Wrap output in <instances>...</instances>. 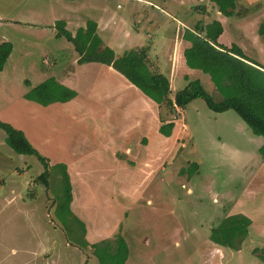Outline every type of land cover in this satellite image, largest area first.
<instances>
[{"label":"crops","instance_id":"0c3cea01","mask_svg":"<svg viewBox=\"0 0 264 264\" xmlns=\"http://www.w3.org/2000/svg\"><path fill=\"white\" fill-rule=\"evenodd\" d=\"M77 1L79 4L85 5L89 9L90 6H99L98 0H87L88 3H86L85 0ZM107 1L108 0H100V2L105 5H107ZM129 1L130 0H128V5ZM133 1L141 2L143 5H149L152 9L149 10L148 15L154 14V7L169 18H172V11L176 12L180 8H193L194 10L200 11L202 14L206 13L205 15L199 16L197 12L198 18L192 19L190 22L175 17L178 26H174L171 34H168V37L167 33L162 31L165 30V24L155 22L153 19L145 22L146 26H144V28H153L156 32L157 30L162 31L159 34V43L168 42V44L164 45H166L165 55L171 72H173L175 68H178L180 74H187V72H184V68L187 70L194 69L187 67L183 62L182 50L190 44L187 39L182 37L184 29L188 28L193 30L192 28L194 25L201 26L215 19H218L221 25V31L216 38L217 43H235L246 56L264 68V0H235V5L231 10L236 16L224 15L217 9L216 5L211 0ZM74 3L73 0H57L56 6L53 8L51 7L50 0H19L15 5V9L12 11V16L8 15V17L2 18V15H0V41H10L12 49L10 38L14 36L18 37L23 47L27 48V51L22 52L25 59L29 58L32 48L41 49L39 51L41 54V61L44 60L45 53L54 55L57 53L56 51H58V49L63 51L66 47L70 48V52H68L66 56V61L55 64L52 69L40 70V74H36V81L34 84L27 79H21L20 81L23 80L22 84L26 88L23 94L48 76L75 91V94L65 101H52L45 105L27 99L20 101L8 99L4 103L0 102V104H5L4 107H0V120L6 121L16 129L21 130L27 141L31 144V147L42 154V156L47 159L46 161L49 165L61 162L64 164V170L68 174L71 188L68 204L69 210L71 213H75L77 218L79 217L78 219L84 226V240L87 243H91L98 241L100 237H112L114 233L121 231L120 227H122L123 230L125 225L120 226L121 223L119 222V225L113 231L114 222L111 225L105 226V229L103 225L100 226V224L108 221L102 216L97 215L96 205V208H93L94 204H91L87 208L84 205L82 206L81 204L87 202L86 199H84V202H79L77 205L75 204L76 192L78 191L77 188L80 190L89 189L91 192L93 187L100 186L104 188L106 193L103 197L106 202L109 201V203L107 202L109 206H113V199L115 200L113 191H115V189L118 190L115 193V195H119L118 202L114 203L117 209L120 210L121 208V211H123L122 214L126 216V208L131 212L135 204L142 203L139 202L140 199L138 194L133 192L134 189L138 186L143 188L149 182H155V173L164 169L162 162L174 154L176 150L175 147L179 146V140L184 136L180 133L179 129L184 130L185 125L182 124L181 121L176 123V118H174L169 133L167 135L162 134L158 130L160 124L163 123L162 118L159 116V105L126 78L110 68L109 65L97 61L75 62V51L71 44L69 46L67 42L64 44L61 43L58 46L52 45L50 42L47 47L42 45L39 46L43 30H47L48 33L50 31L53 37H57L55 36V28L53 27V22L57 18L62 19L64 26L72 31L78 26H83L87 19L94 20L96 27L99 19H105L103 23L106 26L115 25L116 20L111 17L110 13H108L109 17L106 18L104 13H99L97 15L95 11H92L94 16L85 18L78 13V8ZM117 5L118 4H115V7ZM166 5L170 6V8ZM123 9L125 10L123 12L128 14V7H123ZM131 13H138V10L134 8ZM241 13L246 14V16L244 17V15H242L236 19L238 14ZM70 26L72 27L70 28ZM116 28L118 32L122 33L121 37H124L123 40L117 39L114 43L120 50L116 51L111 44L108 45L104 42H101V45L109 46L113 51V55L117 56L126 48H122L126 40L130 39L133 42L129 43L131 47H147L145 52L147 57L149 45H141L142 43L140 40L137 41L129 37L134 36L135 31L133 29L126 28L125 24H121ZM229 31L231 32L229 33ZM126 34L128 35L127 37H125ZM149 36H151L150 33ZM157 41L156 38L155 42L157 43ZM156 50L157 48L155 50L153 49V53L156 52ZM8 55L0 69V86L6 85L7 82L5 81L10 76L12 70L10 68L6 69V60L7 63L8 60L10 61L9 64L11 66H14L13 64L16 63L11 59V54L10 56ZM147 59L150 64L151 60L148 57ZM34 62L35 61L32 60L29 62V68ZM152 65L154 67L153 61ZM59 66H62L63 69L61 68L62 70H59ZM90 67H93V70L90 69ZM65 69L68 70L64 72L63 70ZM72 72L78 74L80 82L79 78L73 76ZM65 73L67 75L64 76ZM96 75L99 77V80L95 77ZM82 76L85 78L83 79ZM74 78L78 80L76 83L74 82ZM24 81H27L28 84L25 85ZM78 82L79 87L84 88L82 89L84 90L83 93L88 91L91 96H94L95 100L92 104H85L86 108L88 107L91 110V113H86L84 111L81 116L83 125L89 127L93 125L90 133H88V131L86 133L92 139H87V144L81 147L76 153L77 155L80 154L81 157L74 158L72 154L66 155L65 153H60L59 151L62 150H57L56 152L54 149L55 144H44L42 137L44 136V122L49 113L52 112L51 109L55 110L52 106L72 104L78 100V96L82 91L77 89ZM128 96H132L131 99L138 104L131 105L132 103L129 102L130 104L124 106L125 103L123 99ZM220 99L221 97L219 100ZM15 104L19 105L21 110H18ZM95 104L99 105L100 113L96 109ZM47 107L50 108L48 111H46L48 109ZM39 124L42 125L39 126ZM45 132L47 135L49 134L46 128ZM4 136L5 134H0L1 145L5 142ZM62 136L65 137L64 134H62ZM186 136H188V134H186ZM94 139L98 142H95ZM0 150L5 149L0 147ZM6 151L12 153L10 148ZM116 152L120 154H116ZM18 155L20 156V154ZM0 158L5 157L0 156ZM256 163L255 171L251 173L246 183L242 185L238 196L240 198L242 193L245 195H255L257 192L260 193L261 201L257 211L264 213V164L259 162ZM11 171L13 172V170ZM256 171H258V173L255 174ZM6 180L5 178H0V216H6L7 221L9 220L15 228L16 233L21 236L20 240H17L14 235L9 240H3L2 236L4 232L0 229V264H48L50 258L46 261H43V258L48 255L56 256L58 254L56 249L58 245L57 242H55L57 239H54V234L50 235L48 226H46L45 229L42 226L38 229L34 227L32 219L34 211L29 204L30 201L24 196H19V192L21 191L18 190L16 184H10L11 187H9L8 191H2ZM115 182L118 184L117 187ZM256 182L257 186L253 187L252 185ZM248 189L250 191L247 193ZM109 190L111 191L108 192ZM95 193L96 197L94 201L97 202L99 196L97 197L98 194L96 191ZM238 196L231 201L232 204L230 207H227L224 216L240 212L250 219L247 226V233L241 243H239V247L232 249L219 246L209 239L201 237V240H197L194 247L183 256V259L186 260H183V263L185 262L184 264H194L192 261L188 260V254L190 253H195V259L198 264H222L223 262H221L220 259H222L225 250L232 249L234 252L240 253L243 243H246L245 241L249 239V236H252V238L260 236L264 241V226L261 233L255 231H258V228L261 229V227L254 226L253 212L244 211V205H241L240 208L242 209L235 210L237 207L239 208L237 201ZM102 202L105 203L104 201ZM150 202V198L147 196L144 203L150 206ZM101 206L103 207L104 205L101 204ZM22 231H27L26 233L29 232V234L32 235L26 236V234L21 233ZM109 233L110 235H108ZM173 234L175 235L173 242L171 238H167L165 235L158 236L157 233L153 238L148 235L140 240H134L132 239V233L129 232L130 242L126 237L123 238L120 235L126 247V256L123 264H154L152 263L154 260V258H152L153 254H159L168 244L172 243L173 245H177L178 242H182L179 238L183 235V231L179 226L173 229ZM246 245H248V243H246ZM251 247L252 246L248 248V251ZM61 254L64 255V253ZM162 262L164 264L169 263L167 258L164 257L162 258ZM155 263L163 264L160 262V258L156 259ZM239 263H241V261ZM61 264L65 263L61 262ZM75 264H81V261Z\"/></svg>","mask_w":264,"mask_h":264},{"label":"rangeland","instance_id":"374dc122","mask_svg":"<svg viewBox=\"0 0 264 264\" xmlns=\"http://www.w3.org/2000/svg\"><path fill=\"white\" fill-rule=\"evenodd\" d=\"M18 1L19 0H0V15H2V18L8 17V15L12 16V11L15 9V5ZM98 1V7L90 6L89 9L85 5L79 4L77 0H73V2H75L74 5L78 8V13L85 18L94 16L92 11H95L97 15L99 13H104L106 18L109 17L108 13H110L111 17L116 20L114 26H106L103 23L105 19H99L96 27L101 42L107 43L108 45L111 44L114 50H120L119 47L114 45L115 41L117 39L123 40L124 38L121 37L122 33L118 32L116 28L121 24H125L126 28L135 31L134 36L129 37L137 41L140 40L142 43L141 45H149L147 57L151 60V69L164 74L168 79L169 90L167 98L172 99L174 92L181 88L188 79L198 77L201 85L212 99L214 101L219 100L220 96L205 73L196 68L188 70L184 68V72H187V74H180L178 68H175L174 71L171 72L165 55L166 45L164 44H168V42L159 43V34L162 31H165L168 37V34H171L174 26H178L175 17L190 22L192 19L198 18V13L199 16L205 15L206 13L202 14L200 11L194 10L193 8H180L176 12L172 11V18H169L155 7L153 8L155 10L153 11L154 14L148 15L149 10L152 8L147 4L143 5L141 2L133 0L129 1V5L128 0H108L107 5L102 4L100 0ZM50 2L52 5L51 7L55 8L57 0H50ZM85 2L88 3L87 0H85ZM115 4L118 5L115 7ZM123 7H128V14L123 12L125 11ZM167 7L170 8V6ZM134 8L138 10V13H131ZM242 15H244V17L246 16V14L241 13L238 14L236 19ZM231 16H236V14L233 13ZM152 19L155 22L165 24V30H157L156 32L153 28H144V26H146L145 22ZM71 27L72 26H70V28ZM230 32L231 31H229V33ZM149 33L151 36H149ZM41 34L42 39L39 46L42 45L47 47L49 46V42L57 46L67 42L70 46V43L63 37H53L50 31L48 33L47 30H43ZM127 36L126 34L125 37ZM156 38L158 40L157 43L155 42ZM10 40L12 42V53L10 51L8 56L11 54V59L16 63L13 64L14 66H11L9 60L8 63L7 60L5 62L6 69L10 68L12 70L10 76L5 81L7 82L6 85L0 86L1 103L6 102L8 99L16 101L24 100L22 94L26 88L22 84L23 80H20L27 79L34 84L36 81V74L38 73L39 75L40 70L52 69L55 64H60L61 61L65 62L66 56L68 52H70V48L66 47L63 51L58 49V51H56L57 53L54 55L45 53L44 60L41 61V54L39 52L41 49L32 48L29 58L25 59L22 52L27 51V48L23 47L20 39L14 36L11 37ZM129 43L133 42L127 39L122 48H130L131 44ZM222 45L228 47L231 44ZM234 45L236 44L234 43ZM156 48V52L153 53V49L155 50ZM30 59L35 62L32 63L29 68ZM61 68L62 66L58 67L59 70L63 69ZM90 69L93 70V67H90ZM67 70L68 69H65L63 71L65 72ZM72 74L76 78H79L77 73L72 72ZM65 75L67 74L65 73L64 76ZM82 77L83 79L85 78L84 76ZM95 77L99 80L97 75ZM76 78H74L75 83L78 81ZM79 82L77 84V89H84L79 87ZM83 92L84 90L81 91L75 103L59 104L57 106L53 105L52 108L55 110L51 109L52 112L49 113L44 122V136L42 137L44 144H55L54 149L56 152L57 150H62L59 152L65 153L66 155L72 154L74 158L81 157L80 154L77 155L76 153L81 147L87 144V139H92L86 133L87 131L90 133L93 125L90 127L83 125L81 116L84 111L86 113H91V110L88 107L86 108L85 104H92L95 98L91 96L88 91L85 93ZM131 98L132 96H128L123 99L125 103L124 106L130 104L129 102L132 103L131 105L138 104ZM167 104L168 102L165 100L158 104L159 116L162 118L163 122L168 120L171 115H174L172 112L168 117L170 107ZM95 105L100 113L99 105ZM4 106L5 104H0V107ZM16 108L21 110L19 105H16ZM47 108L46 111L50 109L49 107ZM174 113L176 116V123L181 121L182 124L185 125L184 130L179 129L180 133L184 136H180L182 138L179 140V146L175 147V153L162 162L164 169L155 173V182H149L143 188L138 186L134 189L133 187V192L138 194L140 199L139 202L142 203L135 204L131 212L126 208L127 214L125 216V214H122L123 211H121V208L118 210L116 207L115 203L118 202L119 197V195H115L116 191H118L116 189L113 191L115 197V200L113 199L115 202H113V206H109V201H107L108 203L105 201L103 195L106 192L105 189L100 186L93 187L91 189L92 192L89 189L80 190L77 188L78 191L75 197L76 205L79 202H84V199H86L87 202L81 204L82 206L84 205L86 208L91 204H94L93 208L97 206V215L102 216L108 221L100 224V226H104V229L105 226L111 225L113 222L115 225L112 231L119 225V222L121 223L120 226L125 225L123 230L122 227H120L121 231H118V233L123 238L126 237L129 242V232L132 233V239L134 240H140L148 235L153 238L157 233L158 236L165 235L167 238H171L173 242L175 239L173 229L179 226L183 231V235L179 238L182 242H178L177 245H173L172 243L168 244L159 254H153L152 258H154V260L152 263L154 264H156V259L159 258L160 262L163 263V257L167 258L168 264L183 263V256L194 247L197 240L200 241L201 237L208 239L207 236L210 226H215L218 221L224 217L227 207H230L232 204L231 201L239 195L241 191L240 188L246 183L251 173L255 171L256 162L264 164L260 161L257 153V148L261 143V136L252 133L245 122L232 109H225L222 110V112H213L206 107L202 98L195 97L183 106H175ZM172 119H174V117ZM41 125L42 124H39V126ZM45 128L48 129V135L45 132ZM0 134H4L2 129H0ZM62 134H64L65 137L62 136ZM186 134H188V136H186ZM94 141L98 142L96 139H94ZM0 147L5 149L0 150V156L5 157L0 158V178L7 179L2 191H8L9 187H11L10 184H16L18 190L21 191L19 192V196H24L30 201L29 204L34 211L32 218L34 227L38 229L42 226L45 229L46 226H48L50 235L54 234V239H57L55 242H57L58 245V247H56L58 254L56 256H45L43 261L50 258L48 264H61V262L65 264H75L79 261H81V264H97L90 249L87 246H80L79 244L82 238L85 239L83 235H81L79 224L81 221L78 219L79 217L77 218V215L71 213V211L69 215L64 212V208L61 207L59 212L60 215L63 216V220H60L56 215V211H54L56 203H62L63 198H65L64 180L61 174H59L58 169H49V176H47L48 179L46 184H44L41 180L35 178L36 174L42 169L35 157L30 155L21 156V154L19 156L13 151H11L12 153H8L6 150H9V147L5 142H3L2 145L0 144ZM116 154L120 153L116 152ZM60 164L64 167L62 162ZM11 170H13V172ZM256 173H258V171H256L255 174ZM93 177L91 178L94 179ZM115 185L117 187L118 184L115 182ZM252 186H257V182ZM95 191L98 194L97 197L99 196L97 202L94 201L96 197ZM110 191L111 190L108 192ZM249 191L248 189L247 193ZM147 196H149L151 201L150 206L144 203ZM237 201L239 208L237 207L235 210L242 209L240 207L244 205V211L253 212L254 226L261 227V229L258 228V231H255L261 233L264 226V213L257 211L261 201L260 193L257 192L255 195H245L242 193L240 198L238 196ZM101 204L104 206L102 207ZM0 229L4 232L2 236L3 240H9L13 235L17 240H20L21 235L16 233L15 228L9 220L7 221L6 216H0ZM26 232L27 231H22L21 233L26 234V236L32 235ZM110 233L108 235H110ZM113 235L112 237L105 236L98 239H113ZM248 238L249 239L245 241L248 245L243 243L240 253L234 252L232 249L225 250L222 259H220L221 262H223L222 264H264V260H261L254 252L250 251L251 248L248 251L250 246H263V239L260 236L255 238L249 236ZM61 253H64V255ZM188 257V260L192 261L194 264H198L195 259V253L188 254ZM240 261L241 263H239Z\"/></svg>","mask_w":264,"mask_h":264},{"label":"trees","instance_id":"16d2710c","mask_svg":"<svg viewBox=\"0 0 264 264\" xmlns=\"http://www.w3.org/2000/svg\"><path fill=\"white\" fill-rule=\"evenodd\" d=\"M224 15H231L235 0H211ZM55 36L64 37L74 49L75 62L97 61L110 66L118 74L135 85L141 92L154 100L157 104L165 100L168 102L169 114L173 116L158 127L159 132L167 135L175 118V106H183L195 97L204 100L206 107L213 112L232 109L245 122L252 133L261 136V143L257 148L260 161L264 162V68L244 54L234 43L226 47L217 43L216 38L221 31L217 20H211L201 26L194 25L193 30L185 28L182 37L190 44L183 48V62L187 67L196 68L205 73L221 99L214 101L205 91L198 78H190L173 94L167 98L169 82L167 77L150 68L146 57V46L124 49L117 56L107 45H101V39L96 32V24L87 19L83 26L70 30L64 26L62 19L53 22ZM11 50L8 40L0 41V69ZM27 85V81H24ZM75 94V91L48 76L28 89L23 98L34 100L42 105L52 101H64ZM0 129L5 136L4 141L15 154L30 155L40 163L42 169L35 178L46 184L49 169L57 168L64 180L65 198L62 203H56L54 211L60 220V208L69 215L70 185L68 174L60 163L48 164L45 157L40 155L27 141L21 130L16 129L6 121L0 120ZM191 171V170H190ZM250 219L243 213L227 214L215 226L209 228L208 239L213 243L238 248L239 243L247 233ZM81 235L84 232L80 222ZM80 246H87L95 257L97 264H123L126 256L124 240L117 232L113 239H102L87 243L82 238ZM258 258L264 260V244L261 247H251ZM183 264V263H181Z\"/></svg>","mask_w":264,"mask_h":264}]
</instances>
